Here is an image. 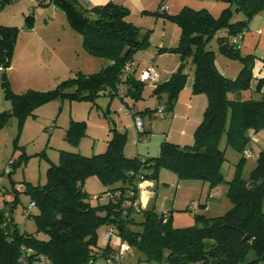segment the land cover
<instances>
[{
  "label": "trees",
  "instance_id": "trees-1",
  "mask_svg": "<svg viewBox=\"0 0 264 264\" xmlns=\"http://www.w3.org/2000/svg\"><path fill=\"white\" fill-rule=\"evenodd\" d=\"M2 1L5 4L12 0ZM38 1L59 7L69 25L82 34L84 49L106 58L107 63L93 73H74L49 90L28 89L15 93L3 76V95L11 101V106L0 112V129L13 116L21 127L27 117L34 115L37 106L63 98L95 102L96 97L105 95L109 101L118 97L126 110L122 111L133 115L155 113L159 116L156 111L160 106L164 115L169 114L189 76L188 65L193 75L192 92L204 93L207 104L192 143L180 145L165 139L157 156L127 157L123 151L126 133L114 128L111 121L104 151L83 155L61 149L57 162L47 166L44 183L27 182L19 188V192L24 190L30 198L25 215L34 218L35 232L20 231L15 223L12 213L19 201L18 190L14 185L13 189L3 190L0 264H105L120 240L136 249L143 261L154 264H259L264 261V147L256 153V164L248 179L240 176L238 167L234 176L226 179L221 172L225 150L219 146L224 137L225 145L240 151L241 159H245L244 150L251 136L264 127V78L252 84L254 56L242 55L239 48L249 20L264 12V0H223L227 6L218 17L190 7L172 15L161 12L180 27L178 44L168 49L179 52L180 64L167 80L151 83V95L159 101L157 108L144 107L139 111H133L134 104L143 98V88L150 82L141 79L140 73L134 75L132 60L134 52L149 45V31L140 35V29L126 19L128 8L112 1L91 7L80 0ZM25 20L31 26L32 14ZM17 32L16 26L0 25V64L5 68L11 65ZM214 36L219 53L240 60L234 79L216 67V51L208 48ZM234 36L240 37L233 41ZM126 64L130 68L122 79ZM246 92H250L248 96ZM84 127L85 121H72L66 139L78 144ZM139 134L145 136L143 127ZM166 168L181 179L195 178L211 185L225 182L231 206L224 213L209 217L195 213L188 207L191 202L187 203L185 209L193 211L195 223L181 227L171 223L169 212L155 211L149 206L142 209L138 200L140 183L158 182L159 171ZM94 175L102 184L99 193H91L84 187L85 180ZM7 192L12 193L11 198L4 196ZM33 208L37 212L32 215ZM139 214L141 220L137 219ZM100 227H104L101 235ZM108 229L115 236L105 239Z\"/></svg>",
  "mask_w": 264,
  "mask_h": 264
},
{
  "label": "rangeland",
  "instance_id": "rangeland-1",
  "mask_svg": "<svg viewBox=\"0 0 264 264\" xmlns=\"http://www.w3.org/2000/svg\"><path fill=\"white\" fill-rule=\"evenodd\" d=\"M50 6L52 3L48 4V1L41 4L38 0H12L0 8V25L18 28L15 47L10 57L11 65L5 68L0 64V112L11 106V101L3 95L1 86L3 76L15 93H22L28 89L49 90L74 73H92L98 71L107 62L106 58L89 54L84 49L82 34L69 25L65 15L62 18L63 22L59 18L54 20L55 15ZM29 14L33 17L31 26H28L25 20ZM208 48L219 53L216 36L210 40ZM225 59H229L228 61L235 63L236 66H241L237 58L225 56ZM143 89V98L136 102L139 106H144L143 100L150 98L147 83ZM128 100L131 101L130 98ZM122 107L123 103L118 97L109 101L108 96L105 95L96 97L95 102L86 99H54L37 106L33 111L34 115L27 117L21 127L13 116L5 127L0 129V194L3 190L12 188L13 185L18 190L16 193L19 201L12 214L20 231L35 232L36 230L34 218L25 215L30 198L24 190L19 192L21 184L25 186L27 182L34 185L44 183L47 166L57 162L61 149L78 152L77 145L84 139V144L87 142L86 146H88V142L92 141L91 135H97L100 140L104 139L101 135L104 129L105 133L106 130L108 131L109 122L114 121L115 118L119 120L123 116L121 115ZM82 120L85 121L84 134L78 144H73L66 139L67 128L72 121ZM254 133V140L249 141L246 150L258 153L264 147V127ZM219 146L225 150L226 160L221 166V172L225 178L233 177L238 167L240 176L248 179L252 167L256 164V158L252 156L241 159L242 153L228 144L225 145L224 137ZM73 148L75 150H70ZM83 149L81 148V151H85ZM79 153L82 154V152ZM5 168H8L10 174ZM160 171L163 173V180H159V186L165 187L163 194L167 196L175 191L180 200L177 208L169 210L171 223L175 226L181 227L195 223L193 211L184 207L186 203L198 200L207 202L209 208L204 209L198 206L195 208V213H202L209 217L224 213L232 204L230 196L227 195L228 185L223 181L211 185L200 179L178 178L168 168ZM170 179L172 185L163 184V182L171 183ZM97 186L102 184L95 175L84 182V187L91 193L101 191L95 190ZM4 196L11 198L12 193L7 192ZM36 212L37 209L33 208L32 215ZM137 219L141 220L142 215H137ZM103 231L104 227H100L99 235ZM39 236L45 235L39 233ZM113 241H115L114 238ZM122 262L123 264H154V262L143 261L140 253L131 247L125 252ZM259 264H264V261Z\"/></svg>",
  "mask_w": 264,
  "mask_h": 264
},
{
  "label": "crops",
  "instance_id": "crops-1",
  "mask_svg": "<svg viewBox=\"0 0 264 264\" xmlns=\"http://www.w3.org/2000/svg\"><path fill=\"white\" fill-rule=\"evenodd\" d=\"M124 5L128 8L126 19L135 27L140 29V35L149 31V45L138 49L134 52L132 60V71L134 75H138L149 63L153 64L158 76V82L167 80L170 74L179 66L180 54L177 51H169L179 42L180 27L176 22L167 18L159 10L160 0H80L86 7L106 4L108 2ZM167 9L164 11L168 15L176 14L184 7H190L194 10L203 9L211 13L214 17L221 14V10L227 6L223 0H166ZM51 11L54 13V20L57 18L63 19L64 12L56 5L52 4ZM237 17H241L238 15ZM246 30L243 32V37L240 39V53L242 55H253L254 65L252 68L254 85L257 79L264 78V12H259L254 15L248 22ZM225 54H215V64L220 73L234 79L239 70V66L235 63H230L229 59H225ZM233 62V61H232ZM235 62V61H234ZM107 63V62H106ZM104 63V64H106ZM233 64V65H232ZM235 64V65H234ZM104 65H102L103 67ZM100 67V68H102ZM236 67L238 69H236ZM188 77L184 88L179 92L171 113L163 117L156 116L155 113L133 115L132 112H122L121 119H116L112 122V126L121 132L126 133L127 143L124 147V153L127 157L143 155L146 157L157 156L160 152L161 143L166 139L175 144L189 145L192 143L194 130L199 125L204 109L207 104L206 95L204 93L192 92V69L187 66ZM96 72V71H94ZM93 73V72H92ZM148 100H143L144 106H139L135 103L133 111H139L144 107L157 108L159 101L151 95V83H147ZM250 92L245 94L248 96ZM117 98V97H116ZM119 99V98H118ZM119 109V108H118ZM107 110H109L107 108ZM117 110V109H115ZM122 110V109H121ZM120 111V110H119ZM118 113V112H117ZM109 118V115L107 113ZM140 119L141 126L145 132V136L139 134L135 120ZM110 133L103 131L104 139H98L97 135L92 136L91 142L84 144V139L77 145L78 152L82 154L92 155L97 152L104 151L106 147V140ZM90 138V137H89ZM256 139V138H255ZM252 140V139H251ZM90 141V140H89ZM84 145V146H83ZM85 148L81 151V148ZM75 150V148L70 149ZM80 150V151H79ZM159 180H163V173L160 171ZM173 178V177H172ZM158 182L152 180H143L140 183L139 202L142 209L147 206L153 207L155 211L169 212L170 209L177 208L180 204L177 193L174 191L167 196L164 193V188L159 186ZM171 180V179H170ZM164 185H172L170 182H163ZM169 188V187H168ZM177 188V187H176ZM102 186H97L95 190H101ZM94 191V190H93ZM197 204V207L209 208L207 202L192 201ZM191 202V203H192ZM190 203V202H189ZM187 203L184 204L186 207ZM171 216V214H170Z\"/></svg>",
  "mask_w": 264,
  "mask_h": 264
},
{
  "label": "built area",
  "instance_id": "built-area-1",
  "mask_svg": "<svg viewBox=\"0 0 264 264\" xmlns=\"http://www.w3.org/2000/svg\"><path fill=\"white\" fill-rule=\"evenodd\" d=\"M160 6H159V10L161 12H164L166 9H167V2L166 0H160ZM240 36H234L232 38L233 41H237L239 39ZM130 68V65L129 64H126L125 68L123 69L122 73H121V78L124 79L126 74H127V71L129 70ZM140 77L141 79L143 80H146L150 83H156L158 81V76H157V73L155 71V68L153 66V64L149 63V65H147L141 72H140ZM121 93V92H120ZM120 95V94H119ZM122 95V93H121ZM120 95V96H121ZM124 111L125 110V107L122 108ZM156 113H158L159 116L163 117L164 116V113H163V108L162 106H160ZM135 126H137L138 128V131H140L142 129V126H141V121L140 119H136L135 120ZM253 135L251 136V139H253ZM257 154L256 153H253V152H250L249 150H244V156L245 157H255ZM135 207L138 208V204L135 202ZM32 205V204H31ZM140 206V205H139ZM196 203L192 202L188 207L195 211V208H196ZM164 220H166V215L164 216ZM114 237V233H113V230L112 229H108V231L104 234V238L105 239H109L108 237ZM129 250V246L127 243H125L124 241L120 240L118 241L116 244H115V252L112 254V257H109L107 258V261L104 262L105 264H123L122 260L124 258V254L126 251ZM91 264H99L98 262H94V263H91ZM158 264H166V263H158Z\"/></svg>",
  "mask_w": 264,
  "mask_h": 264
},
{
  "label": "water",
  "instance_id": "water-1",
  "mask_svg": "<svg viewBox=\"0 0 264 264\" xmlns=\"http://www.w3.org/2000/svg\"><path fill=\"white\" fill-rule=\"evenodd\" d=\"M3 5H4V2H3L2 0H0V8H2V7H3ZM0 11H1V9H0ZM93 18H96V16H95V15H93Z\"/></svg>",
  "mask_w": 264,
  "mask_h": 264
}]
</instances>
